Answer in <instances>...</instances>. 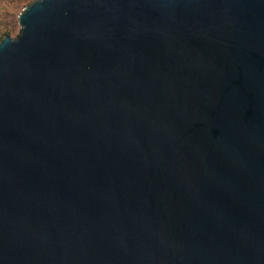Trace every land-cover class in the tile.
Masks as SVG:
<instances>
[{
	"label": "water",
	"instance_id": "1",
	"mask_svg": "<svg viewBox=\"0 0 264 264\" xmlns=\"http://www.w3.org/2000/svg\"><path fill=\"white\" fill-rule=\"evenodd\" d=\"M0 41V264H264V0H33Z\"/></svg>",
	"mask_w": 264,
	"mask_h": 264
},
{
	"label": "rangeland",
	"instance_id": "2",
	"mask_svg": "<svg viewBox=\"0 0 264 264\" xmlns=\"http://www.w3.org/2000/svg\"><path fill=\"white\" fill-rule=\"evenodd\" d=\"M33 0H0V41L3 35L12 37L19 28L18 15Z\"/></svg>",
	"mask_w": 264,
	"mask_h": 264
},
{
	"label": "trees",
	"instance_id": "3",
	"mask_svg": "<svg viewBox=\"0 0 264 264\" xmlns=\"http://www.w3.org/2000/svg\"><path fill=\"white\" fill-rule=\"evenodd\" d=\"M4 36H5V35H3V37H4ZM3 37H2V38H3ZM2 38H1V39H2Z\"/></svg>",
	"mask_w": 264,
	"mask_h": 264
}]
</instances>
